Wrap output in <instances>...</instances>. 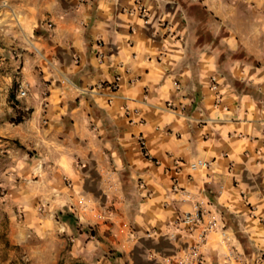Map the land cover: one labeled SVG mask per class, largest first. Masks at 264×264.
Returning <instances> with one entry per match:
<instances>
[{
	"label": "crops",
	"instance_id": "obj_1",
	"mask_svg": "<svg viewBox=\"0 0 264 264\" xmlns=\"http://www.w3.org/2000/svg\"><path fill=\"white\" fill-rule=\"evenodd\" d=\"M0 61L30 93L12 138L73 185V263L177 264L199 208L201 264H264V0H0Z\"/></svg>",
	"mask_w": 264,
	"mask_h": 264
},
{
	"label": "rangeland",
	"instance_id": "obj_2",
	"mask_svg": "<svg viewBox=\"0 0 264 264\" xmlns=\"http://www.w3.org/2000/svg\"><path fill=\"white\" fill-rule=\"evenodd\" d=\"M0 62V264H72L85 251L79 247V255L70 253V240L60 227V217L71 212L73 185L69 177L55 174L60 164L52 144L44 142L36 153L12 138L10 129L24 114L15 105L30 93L21 85L19 65ZM19 87L25 96L17 97Z\"/></svg>",
	"mask_w": 264,
	"mask_h": 264
},
{
	"label": "built area",
	"instance_id": "obj_3",
	"mask_svg": "<svg viewBox=\"0 0 264 264\" xmlns=\"http://www.w3.org/2000/svg\"><path fill=\"white\" fill-rule=\"evenodd\" d=\"M98 58H102V54L100 52L97 53ZM211 82V88L215 89V86L217 84L214 77H210ZM97 88L102 87V83H98L95 85ZM106 86L109 87L110 90L114 91L118 87V76L115 75L113 77V80L109 82ZM26 91L19 87L17 90V97H23L25 96ZM221 97L216 92L214 97L213 104L215 106H218L220 104ZM140 152L142 155L146 156V149L144 146V141L142 138L138 139ZM207 163L205 161L197 160L195 162L189 163L188 167L190 169H195L196 167H205ZM174 188V186H172ZM204 212L199 208H194L190 212H185L182 214L180 219L177 221V225L182 226L188 235L193 236L194 240L191 243L189 247H187V250L183 252L181 257L178 259L177 264H201L202 263V255L199 251V247L201 243L203 242L205 235L213 230L214 227V221L213 220H203Z\"/></svg>",
	"mask_w": 264,
	"mask_h": 264
},
{
	"label": "trees",
	"instance_id": "obj_4",
	"mask_svg": "<svg viewBox=\"0 0 264 264\" xmlns=\"http://www.w3.org/2000/svg\"><path fill=\"white\" fill-rule=\"evenodd\" d=\"M19 122V121H17ZM59 214V213H57ZM65 215H62L60 217V221L61 222H66L68 225H70L74 231H76V228L74 227V217H73V214L71 212H68V211H65L64 213ZM72 264H82V263H79V262H74Z\"/></svg>",
	"mask_w": 264,
	"mask_h": 264
}]
</instances>
